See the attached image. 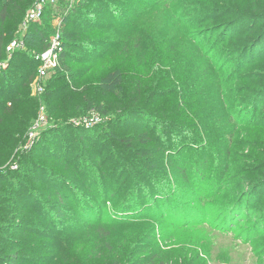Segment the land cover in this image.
<instances>
[{"label":"rangeland","instance_id":"1","mask_svg":"<svg viewBox=\"0 0 264 264\" xmlns=\"http://www.w3.org/2000/svg\"><path fill=\"white\" fill-rule=\"evenodd\" d=\"M37 1L16 0L7 45ZM102 1L63 44L72 85L1 70V259L264 264V0Z\"/></svg>","mask_w":264,"mask_h":264},{"label":"trees","instance_id":"2","mask_svg":"<svg viewBox=\"0 0 264 264\" xmlns=\"http://www.w3.org/2000/svg\"><path fill=\"white\" fill-rule=\"evenodd\" d=\"M63 2V0H60ZM77 4H75L73 6V8L69 11V13L66 15V17H64L63 19V26H62V33L63 36L64 34L68 37V40L65 42L64 44L68 46V44L66 43H74L75 41L80 40L81 36L83 33L81 27H78L77 25V20L80 18L82 20H89L93 14V11H95V9H97L96 0H77ZM98 1H102V0H98ZM62 2H60V4L64 5ZM103 2V1H102ZM16 3V0H0V59L4 57V55L6 54L8 56L7 53V47L9 46L10 43H12L14 41L11 40V42L7 45V37H8V33L5 31L3 25L6 22L7 19H9L10 17V9L14 8ZM66 5V3H65ZM48 8V7H47ZM15 9V8H14ZM63 9V10H62ZM62 12L65 13L66 11V7L62 6ZM83 9H85V11L83 12ZM52 9V6L49 7L48 12ZM47 12V13H48ZM47 15V14H46ZM44 17V24H32L30 25L29 29L26 32H22V29L20 28V32H19V41H23L26 50L30 49L29 52L34 50H38L35 51V54H38L40 52L45 51L48 46H49V39L50 36L52 35L53 31H52V23L54 22L53 16L52 15H48ZM64 16V15H63ZM26 17V16H25ZM24 17V19H25ZM23 19V22H24ZM23 22L21 23V25L23 24ZM76 25L74 29H72V31H69V29L71 30L73 25ZM64 26H66L64 28ZM64 39V38H63ZM74 41V42H73ZM7 45V46H6ZM86 48L88 46V44H84ZM37 52V53H36ZM34 54V55H35ZM23 57L25 58V60L27 61V63H29V68L31 69L30 71V75L25 79L24 82V86H26L27 90L30 92L31 91V84L33 83L34 78L36 77L37 74V68H38V63L35 60L34 56L30 57V55H28L27 53H20L18 52H14L11 60L9 61L7 58L6 60H8L9 64L7 63V65H11L10 63L15 62L16 60L19 59V57ZM9 58V57H8ZM68 59H69V53L64 50L62 55H61V59H60V68L55 72L53 79L54 81H58V82H66L70 85L73 84V81H75L76 76L75 73L73 72L72 68L69 66L68 63ZM4 61V59H3ZM2 70V69H1ZM0 70V80L2 81H8V77L7 79L2 75L3 71ZM35 76V77H34ZM88 108L90 111H92L94 108L96 110V112H100L104 114L103 108L101 106H96L93 103H88ZM81 130V129H79ZM78 129L77 131L80 132ZM85 131V130H84ZM80 134H83L82 132H80ZM142 135H138V137H140ZM143 142L145 144L148 143L147 140H143ZM61 197V200L64 199V195L63 194H58ZM67 200V199H66ZM3 241L0 242V253H6L7 250H4V245L2 246ZM2 257H0V262H2L3 264H7V260L6 259H1Z\"/></svg>","mask_w":264,"mask_h":264},{"label":"built area","instance_id":"3","mask_svg":"<svg viewBox=\"0 0 264 264\" xmlns=\"http://www.w3.org/2000/svg\"><path fill=\"white\" fill-rule=\"evenodd\" d=\"M60 0H38L33 8L28 12L24 23L22 24V32H26L30 25L41 23L43 18L45 17L47 7L59 6ZM66 3V11L64 13V17L69 13V11L74 6V0H63ZM64 19V18H63ZM58 19H56L57 22ZM63 26V20L58 23L55 27V34L51 37L48 48L34 55L35 60L38 63L37 74L31 84L32 93L42 95L45 93L46 82L47 80L54 76L55 72L60 68V59L61 55L64 51L63 47V39L61 28ZM25 45L23 41H13L7 47L8 60L13 55V53L18 50L24 48ZM4 63H0V70L5 67ZM40 122L44 123L45 118L43 115L40 116Z\"/></svg>","mask_w":264,"mask_h":264}]
</instances>
